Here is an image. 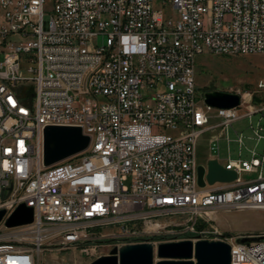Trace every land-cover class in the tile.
I'll use <instances>...</instances> for the list:
<instances>
[{"label":"built area","instance_id":"1","mask_svg":"<svg viewBox=\"0 0 264 264\" xmlns=\"http://www.w3.org/2000/svg\"><path fill=\"white\" fill-rule=\"evenodd\" d=\"M205 54H264V0H0V264L76 249L97 259L100 229L119 230L109 249L141 244L129 241L133 228L176 211H264L261 118L249 136L236 133L248 159L202 164L216 160L235 179L210 185L204 175L198 186L201 137L264 112V79L228 90L236 107L198 101L194 63ZM47 125L80 127L88 148L43 167ZM21 204L32 222L6 227ZM211 234L229 245L230 264H264V231Z\"/></svg>","mask_w":264,"mask_h":264},{"label":"rangeland","instance_id":"2","mask_svg":"<svg viewBox=\"0 0 264 264\" xmlns=\"http://www.w3.org/2000/svg\"><path fill=\"white\" fill-rule=\"evenodd\" d=\"M99 41L100 38L94 40V42ZM194 79L198 101H201L205 92L226 93L233 88L251 91L258 80L264 79V54L225 56L205 54L199 56L194 63ZM254 96L253 103L258 104L260 98L257 94ZM238 112L242 113L243 109L239 108ZM216 114L217 111L213 109L211 115ZM259 118H261L260 124L264 126V112L262 115L252 116L250 120L245 118L235 122L212 148L208 145L211 134L201 137L198 148V165L205 164L207 155L218 157L220 164H224L227 158L238 159L241 156L242 159H248L249 153L246 150H242L239 155V146L235 142L236 133L242 132L244 136H249L250 132L247 128L249 121L255 124ZM212 122H217V120ZM215 133L217 134V131ZM246 145L248 148H253L254 144L252 141H247ZM256 149L258 153L264 152L262 143ZM156 223L159 226H152L151 230L143 225H137L133 228L135 236L129 241L145 243L150 239L161 244L191 239L212 241L214 235L211 232L214 229L224 235L260 232L264 231V211L225 212L218 210L207 213V215L204 213L196 215L190 211L181 210L160 215ZM118 231L114 226L100 229L98 231L100 236H97L91 245L100 247L101 256L107 255L112 250L109 248L114 245L112 239ZM0 232L5 231L0 228ZM94 260L84 257L77 249L61 252L44 251L39 256L37 264H89Z\"/></svg>","mask_w":264,"mask_h":264},{"label":"water","instance_id":"3","mask_svg":"<svg viewBox=\"0 0 264 264\" xmlns=\"http://www.w3.org/2000/svg\"><path fill=\"white\" fill-rule=\"evenodd\" d=\"M203 102L216 109H230L239 104L236 94L220 91L205 92ZM90 138L78 126L47 125L42 129V166L49 167L84 152ZM204 175L208 184L227 183L235 179L233 171H227L216 160H209L206 168L197 167V183L204 187ZM0 210V222L4 216ZM32 222V210L19 205L5 221L8 228ZM252 240L240 239L249 243ZM89 264H230V247L223 242L190 240L162 243L154 249L151 243L125 245L113 248Z\"/></svg>","mask_w":264,"mask_h":264},{"label":"crops","instance_id":"4","mask_svg":"<svg viewBox=\"0 0 264 264\" xmlns=\"http://www.w3.org/2000/svg\"><path fill=\"white\" fill-rule=\"evenodd\" d=\"M214 121H215V120H214ZM211 136H214L215 138H217V139H216L217 141H215L214 143H217V142L219 141V139L222 138V135L219 134V132H218V130H217V134L214 132L213 134L210 135V138L208 139V145L211 144V143H210V142H211ZM199 141H200V140H199ZM199 141H198V146H197V156H198ZM211 157H212V156L207 155L206 160L210 159ZM206 160H205V161H206Z\"/></svg>","mask_w":264,"mask_h":264},{"label":"bare ground","instance_id":"5","mask_svg":"<svg viewBox=\"0 0 264 264\" xmlns=\"http://www.w3.org/2000/svg\"><path fill=\"white\" fill-rule=\"evenodd\" d=\"M30 242V235L29 234H22L21 235V243H29Z\"/></svg>","mask_w":264,"mask_h":264}]
</instances>
